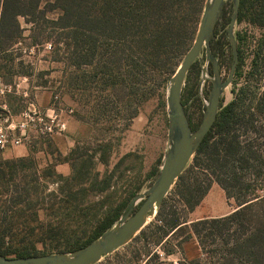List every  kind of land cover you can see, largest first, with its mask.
Segmentation results:
<instances>
[{"label":"trees","instance_id":"trees-1","mask_svg":"<svg viewBox=\"0 0 264 264\" xmlns=\"http://www.w3.org/2000/svg\"><path fill=\"white\" fill-rule=\"evenodd\" d=\"M40 2L0 0V58L13 55L14 46L26 39L23 32L27 28L21 20L29 27L30 45L50 44L53 61L71 69L67 76L71 89L76 80L83 82L86 77L84 73L77 76L74 70L92 67V78L98 81L102 77V84L117 101L126 96L120 80L122 62L132 63L130 71L135 77L137 73L143 75L146 68L157 73L166 70L170 57L186 40L197 7V0H52L50 8L57 16L49 18ZM237 20L264 31V0H238ZM236 40H240L238 35ZM239 49L235 71L240 65ZM255 73L260 75L259 70ZM252 76L253 72L246 79ZM241 91L245 93L239 105L235 101L219 105L212 127L175 182L179 207L168 214L159 213L157 220L162 226L146 227L152 229L150 243L165 256L174 254L171 241L187 233L194 236L201 256L177 264H264V152L260 150L264 141L258 142L259 135L238 140L237 129L244 133L254 130L240 110L249 90ZM86 163L91 165V158L82 161L80 167L70 162V174L63 177L52 171L32 170L23 160L0 159V255L38 256L35 244L39 242L51 245L46 252H74L118 220L131 199L109 208L101 219L93 215L88 229L64 221L79 210L88 193H101L109 187V178L96 182V173L92 174ZM197 167L208 177L189 183V175ZM47 181L56 183L57 188L43 196ZM212 183L234 200L236 208L222 217L188 223L186 215L199 205ZM39 210L48 211L53 222L43 227ZM143 231L140 236L147 240ZM177 243L182 246L183 241ZM146 253V264H166L158 258L159 253Z\"/></svg>","mask_w":264,"mask_h":264},{"label":"rangeland","instance_id":"rangeland-1","mask_svg":"<svg viewBox=\"0 0 264 264\" xmlns=\"http://www.w3.org/2000/svg\"><path fill=\"white\" fill-rule=\"evenodd\" d=\"M204 1L197 0L196 13L189 22L186 40L179 52L170 57L166 70L157 73L146 68L144 76L140 70L141 73H137L135 77L130 71L132 63L122 62L120 80L122 86L126 87L124 90L126 96L120 101L115 99L109 87L102 84V77L98 81L92 78V67L74 70L77 76L84 73L86 77L83 82L76 80L74 89H71L67 80L71 69L65 64L53 61L51 53L45 50V44L30 45V40L27 39L29 27H25L20 20V24L27 28L23 32L26 39L14 46L13 55L0 58L2 66L0 81L12 86L18 85V88L7 94L2 102L14 115L24 109L28 99L41 107L57 102L64 108H71L72 114L62 135L50 140L35 141L26 148L0 151V159L23 160L32 170L52 171L54 175L65 177L70 174V162L80 167L82 161L91 158L92 164L86 165L92 174L96 173V182L104 177L109 178V187L101 193H88L79 210L72 213L70 218L64 220L65 222L71 221L72 226L82 225V228L88 229L89 224L93 223L91 220L93 215L95 219H101L109 208L120 207L133 195L143 193L156 179L168 145L165 101L167 83L180 64L183 53L192 44ZM51 2L52 0H41L40 8L47 12L49 18H55L57 12L51 10ZM231 13L230 0H226L209 44L210 55L216 59L222 79L226 78L230 67L231 52L226 30ZM233 34L237 51L240 48V65L234 72L231 83L223 91L219 105L224 107L233 101L239 105L238 101L245 93L241 89H248L249 92L246 91L247 96L240 110L244 111V119L249 120L254 130L244 133L242 129H237L236 134L239 141L259 135L261 137H258V142H263L264 31L246 21L236 19ZM236 35L240 40H236ZM29 51L32 52L28 53ZM139 64L138 60L137 66ZM254 65L260 75L255 73L257 70L254 71ZM251 72L254 76L246 79ZM21 78H26V82H21ZM211 78L210 63L206 61L202 49L198 59L187 71L181 88V103L192 131L196 130L201 122L205 109L203 102L204 99L207 101ZM24 92L27 93V99L23 97ZM260 150L264 152V147H260ZM190 163L191 160L187 167ZM205 172L199 167L194 168L188 182H192L194 178L208 177L205 176ZM56 188V183L47 181L43 196L54 192ZM178 190L174 184L163 199L161 210L159 212L157 210L154 217L143 227L144 235L148 236L147 240L141 238V230L131 241L96 264H146L148 261L146 252L159 253L158 258L166 264H177L179 261L188 263L189 257L194 253L192 251L194 246L197 248L193 235L187 233L177 241H171L170 247L172 246L174 254L165 256L158 247L150 243L152 229L149 227L146 229L147 226L154 224L162 226L163 224L157 220L159 213L168 214L173 208L179 207ZM43 202H47V198H44ZM235 208L234 200L227 198L222 190L212 183L207 194L199 205L186 215V219L190 223L196 217H217L220 213H225L229 209L233 211ZM48 214V211H38L39 221L43 227L54 220L48 217ZM39 228L42 230L40 226ZM178 241H183L182 246L177 243ZM50 246L49 243H36L37 255L54 254L55 251L46 252ZM198 256H201L200 253Z\"/></svg>","mask_w":264,"mask_h":264},{"label":"water","instance_id":"water-1","mask_svg":"<svg viewBox=\"0 0 264 264\" xmlns=\"http://www.w3.org/2000/svg\"><path fill=\"white\" fill-rule=\"evenodd\" d=\"M225 1L205 0L192 44L168 80L165 100L168 117V145L152 185L143 193L134 195L118 220L86 246L70 253H54L24 258H7L0 255V264H96L131 241L154 217L166 194L185 170L212 127L219 111L220 97L231 83L236 69L238 51L233 34V25L238 17V0H230L232 13L226 36L230 45L231 62L224 80L219 75L216 59L210 55L209 51L210 39ZM202 49L205 52V59L210 63L212 69L211 87L204 105L205 109L201 122L197 129L192 131L181 103V88L187 71L198 59ZM138 203L140 204L138 205Z\"/></svg>","mask_w":264,"mask_h":264},{"label":"built area","instance_id":"built-area-1","mask_svg":"<svg viewBox=\"0 0 264 264\" xmlns=\"http://www.w3.org/2000/svg\"><path fill=\"white\" fill-rule=\"evenodd\" d=\"M48 44V43H47ZM45 44V50L50 51L51 45ZM29 51L28 53H31ZM21 78V82H26ZM18 88V85L4 84L0 81V151L18 147H28L38 140H50L62 135L72 114L71 108H64L57 102L39 106L27 100L24 109L18 114H11L2 99ZM27 97V93H23ZM28 98V97H27ZM26 98V99H27ZM56 99V98H55ZM203 104H206L205 99Z\"/></svg>","mask_w":264,"mask_h":264},{"label":"crops","instance_id":"crops-1","mask_svg":"<svg viewBox=\"0 0 264 264\" xmlns=\"http://www.w3.org/2000/svg\"><path fill=\"white\" fill-rule=\"evenodd\" d=\"M47 105V104H46ZM46 105H43V106H46ZM56 137H58V135L57 136H54L52 139H54V138H56ZM223 192V191H222ZM223 194H224V192H223ZM232 212V210H228L227 212H225V213H220L217 217H222V216H225V215H228L229 213H231ZM203 218H215V217H211V216H203V217H196V218H194L192 221H196V220H199V219H203ZM198 249V250H197ZM194 253L192 254V256H190L189 258L190 259H193V258H196V257H198V254L200 253L199 252V248H198V246H197V248L194 246V250H192Z\"/></svg>","mask_w":264,"mask_h":264},{"label":"flooded vegetation","instance_id":"flooded-vegetation-1","mask_svg":"<svg viewBox=\"0 0 264 264\" xmlns=\"http://www.w3.org/2000/svg\"><path fill=\"white\" fill-rule=\"evenodd\" d=\"M237 66V65H236ZM235 72V71H234ZM211 74H212V72H211ZM225 79V78H224ZM224 79H222V80H224ZM210 81V80H209ZM210 84H211V81H210Z\"/></svg>","mask_w":264,"mask_h":264}]
</instances>
